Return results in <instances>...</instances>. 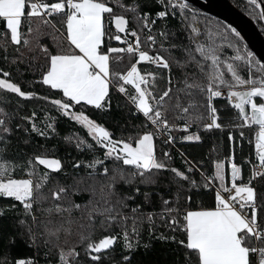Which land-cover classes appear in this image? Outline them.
Masks as SVG:
<instances>
[{"label":"snow or ice","instance_id":"1","mask_svg":"<svg viewBox=\"0 0 264 264\" xmlns=\"http://www.w3.org/2000/svg\"><path fill=\"white\" fill-rule=\"evenodd\" d=\"M164 10L156 13L157 18H164L169 10L175 15V9H179L180 15L188 19L186 10H189L187 0H158ZM251 5L259 8L264 4V0H249ZM125 11L131 10L136 13L135 19L141 29L147 28L148 35L141 40L140 34L135 29L126 30L127 19L123 14H114L113 9L107 6L106 0H0V19L6 22L5 32L0 33L4 43L0 47L7 49L8 43L27 47L30 44V35L34 29L31 27L33 19L39 21L35 31L39 32V26H51L61 34L66 33V40L69 44L68 51L63 49L52 53L48 48L41 46L45 53L46 71L42 73L41 79L44 85L51 89L60 90L62 97L51 99V103L57 110L69 115L70 118L79 122L87 129V133L95 143L105 149V159L111 158L115 164L122 162V165L130 166L132 171H125L123 167L114 166L112 176L107 184H101L99 188V198L95 187L90 189L91 196L85 204H77L69 200L67 207L55 204V211L63 214L68 213L71 217L73 211L81 212V220L86 224H81V228L87 229V235L80 234L79 242L85 243V252L90 256L95 264H99L103 250L110 249L122 235L124 248L132 250L134 244L131 238H139L140 224L147 219L150 227L153 224V217L168 214L169 227H173L180 221L171 216L173 212L180 214L179 209L167 207L169 202L163 201L165 208L161 213L141 211L140 206L131 208V215L123 211L127 208L126 199L120 197L115 191L117 180L129 183L135 176L145 177L147 182H152L151 176L145 174L152 169H165L168 166L158 161L154 149V137L158 133L168 132L167 141L175 138L170 134L177 125L170 122L168 113L189 114L191 108L206 106L207 119L209 123H204L205 129L221 128L218 122V110L213 106V98L222 97L224 93L221 88L227 89L226 98L229 104L238 111V117L243 121V125H232L233 127L258 125V134L255 143L258 164H253L250 179L248 182L237 183L241 177V168L236 163H231V185L224 183V165L216 164L215 180L219 181V186L215 189V205L209 208H199L198 210H186L182 215L184 239H171L183 246L187 264H264V223L258 222V209H264V203H257V193L252 184V180L257 176L264 179V63L256 60L251 51L233 42L228 35L231 33L239 38L240 33L227 26L223 33L213 32L211 29L205 32L208 43L201 42L198 37L199 29L192 27L188 36V44L169 43L167 47L161 44L160 49L154 55H150L148 50L142 49V43L151 48L156 43V37L152 34V26L155 19H151L148 13H139L138 6L130 9L120 5ZM111 18L118 33L112 35L105 23V15ZM259 19L264 20V10L257 13ZM53 16L60 17V20L53 21ZM195 20V17L192 18ZM24 20L29 21L27 32H22ZM59 23L60 27H57ZM63 29V31H61ZM135 38L129 41L128 36ZM163 40H167L168 33L159 32ZM220 36L221 40L227 43V47L233 49L231 56L221 44H217L214 37ZM115 39L126 48L108 47L107 51L102 48L105 37ZM22 42V44H21ZM78 50V52L76 51ZM19 51V48H17ZM128 53L137 57L135 63H131L126 73L110 72V53ZM162 53H167L164 55ZM179 53V55H177ZM140 62H149L158 68L167 70L166 83L168 87L158 92L157 75L154 72L142 73L137 65ZM175 64L181 70L182 79L178 81L182 87H175L171 67ZM245 66L248 71L247 79L242 78L238 68ZM193 67L196 71L187 72V68ZM3 77H8L9 73L0 69ZM230 76V79L226 77ZM118 77L123 83L116 82V86L121 93L127 94L125 84L134 88V94L129 95V99L135 108L143 114L151 123L155 131H145L136 136H129L127 139H113L112 134L95 120L89 118L83 110L72 112L70 109L74 105H92L97 109H102L109 93L110 84ZM161 79L165 77L161 76ZM0 89H6L17 93L20 97L32 98L33 92L22 91L20 86L8 79L0 78ZM241 89V90H235ZM199 95L204 99V104L195 99ZM64 98H67L65 100ZM49 100L47 96L42 97ZM186 101V103H185ZM35 116V113L32 114ZM31 119V117H26ZM204 114L196 116L197 121H203ZM5 121L0 119V125ZM19 127V126H18ZM46 128H53L52 124H47ZM187 130L188 123L183 124ZM33 131H38L40 135H45L44 131L32 125ZM3 132H8L7 127H3ZM243 136V132L240 133ZM69 139V138H66ZM184 140H199L198 135H186ZM229 139L232 140V133L229 132ZM166 141V142H167ZM85 141L77 138V147H81ZM89 148L93 145L89 144ZM168 156V153H164ZM97 164L103 165L101 160H93L88 167L95 169ZM25 165L0 164V195L11 197L23 205L25 214L32 215L33 204L37 199H47V196L39 195L40 189L51 179L48 172L39 173L38 165H44L50 170H60L61 161L56 158H47L45 154H34L25 161ZM79 166L77 162L74 167ZM21 167L24 169L27 178L16 177L14 169ZM192 165L189 164V171ZM171 171L177 177L185 180L189 179L183 171L172 168ZM103 173H109L108 167H103ZM91 175V173H90ZM35 179L34 178H37ZM212 178L205 177V187H209ZM195 185V181H192ZM80 189H73L79 191ZM88 190V189H86ZM138 191V189H137ZM69 189L60 186L58 183L51 190L53 200L59 201L68 196ZM34 193L37 194L34 196ZM147 195V194H145ZM115 197V199H113ZM190 200L191 197H188ZM14 207V206H13ZM51 212L52 209H47ZM2 214V213H0ZM99 218V225L105 231H110L114 227L121 231L117 234L104 235L98 241L92 239L95 231L96 220ZM33 223L36 217L32 215ZM129 221H131V232H129ZM71 219H66L64 223L71 224ZM21 224L26 223L20 221ZM49 224L51 221L48 222ZM63 225L55 230L45 225V230L50 235H56ZM173 230L175 228L173 227ZM29 233L32 228L29 226ZM65 232L69 229L65 228ZM34 239V235L32 237ZM165 237H161L164 239ZM47 243V241H46ZM95 253V254H93ZM79 255L75 247L67 251L61 249L59 252L60 264H69V257L75 258ZM122 260L130 264V256L124 255ZM16 264H31L23 259L17 260Z\"/></svg>","mask_w":264,"mask_h":264},{"label":"trees","instance_id":"2","mask_svg":"<svg viewBox=\"0 0 264 264\" xmlns=\"http://www.w3.org/2000/svg\"><path fill=\"white\" fill-rule=\"evenodd\" d=\"M238 9L246 13L257 25L258 29L264 36V20L259 19L257 13L261 7L256 8L249 3V0H230ZM107 6L113 9L114 14H123L127 19L126 30L135 29L138 34L143 30L134 18L136 13L131 10L125 11L120 5L126 8L138 6L139 13L149 12L155 14L164 10V7L158 0H106ZM189 10H186L188 19L180 15L179 9H175V15L168 12L164 18L155 19L152 26V34L156 37V43L147 50L155 54L160 49L161 44L165 47L169 43L188 44V36L192 27L199 29L198 39L203 43H208L205 32L209 29L213 32L223 33L226 31L227 24L221 20L203 13L190 3ZM105 15V23L109 32L114 36L119 34L114 28L113 22L108 14ZM195 17V20L192 18ZM53 21H59L60 17L53 16ZM39 21L33 19L31 27L34 29L30 35V44L27 47L8 43L7 49L0 47V69L9 73L8 77H0L10 80L20 86L22 91H30L35 95L32 98L20 97L6 89H0V119L5 121L0 125V164L5 162L15 165H25V161L34 154H45L47 158H56L61 161L60 170H50L44 165H38L39 173L48 172L49 179L40 189L39 195L47 196V199H37L33 204L32 215L36 217L33 223L32 215L24 212L23 205L11 197L0 195V264H16L17 260L23 259L30 261L31 264H60L59 252L61 249L67 251L75 247L79 255L75 258L69 257V264H95L89 255L85 252V243L79 242L81 233L87 235V229L81 228V224L87 222L81 220V212L73 211L71 217L68 213H57L55 204H61L67 207L68 201H74L77 204H85L90 196L92 187L97 190V199L99 198V188L101 184H107L112 176L111 169L114 166L123 167L125 171H132L130 166L118 165L109 158L105 159V149L97 145L91 136L88 135L87 129L82 124L75 122L69 116L57 110L56 107L50 106L42 97L47 96L51 99L62 97L60 90L51 89L50 86L42 83V73L46 71L47 57L41 46L48 48L52 53L63 49L70 50L66 40V33L56 31L50 25H40L39 32L35 31ZM29 21L24 20L22 32H27ZM57 27L60 25L57 23ZM63 31V29H61ZM168 33L167 40L160 37L159 32ZM5 32V21L0 19V33ZM231 40L242 47H246L244 41L228 33ZM130 36V35H129ZM132 37V36H130ZM217 44H221L226 50L227 55L233 54V49L227 47L220 36L214 37ZM141 40L143 41L142 37ZM4 39L0 36V44ZM22 44V42H21ZM121 43L115 39H108L106 36L102 48L107 51L108 47L118 48ZM19 48V51H17ZM248 51V47H246ZM77 51V50H76ZM78 52V51H77ZM167 55V53H162ZM110 72L126 73L135 58L128 53H110ZM179 55V53H177ZM254 56V55H253ZM255 57V56H254ZM256 60H258L255 57ZM138 69L144 72H154L157 75L158 92L168 87L166 83L167 70L158 68L150 63L140 62ZM185 71L193 72L195 68L189 67ZM242 78L247 79L248 71L245 66L238 68ZM173 83L175 87H182L179 80L182 79L181 70L175 64L171 67ZM161 76L165 79H161ZM230 79V76L226 74ZM116 82L123 83L118 77L110 84L109 93L105 101V107L97 109L92 105H74L71 111L80 112L81 110L91 119L95 120L101 126L105 127L113 139H127L129 136H136L145 131H151L145 118L134 106L129 99V95L134 94V88L125 84L127 94L119 92ZM225 88H221L223 92ZM67 100V98H64ZM200 104H204V99L197 95L195 97ZM186 103V101H185ZM213 106L218 110V122L221 128L205 129L203 124L207 122L206 106L197 105L191 108L189 114H175L169 112L170 122H189L192 124L187 130L174 129L173 135L175 148H171L163 140L154 139L155 155L158 161L164 162L168 167L165 169H152L145 175L151 176L152 182H147L145 177L135 176L129 183L118 179L115 185V191L120 197H128L127 208L123 211L131 215V208L140 206L141 211L148 213H161L165 208L163 201L167 200V207L179 209L180 214L173 212L171 216L176 217L180 223L169 227L168 214L164 216L156 215L153 217V224L149 225L147 219L140 224L139 238L134 236L131 242L135 245L132 250L124 248L122 235L110 249L103 250L100 254L99 264H126L122 260L124 255L130 256V264H187L186 249L180 244L174 242L184 239L182 231V215L186 210L209 208L215 205V183L213 182V163L216 161L224 162L225 169L228 171V161L236 163L241 168V177L237 183L248 182L256 163L255 134L258 126L248 125L233 127L232 125H243V121L238 117V111L235 110L228 102L227 98H213ZM35 113V116L32 114ZM204 114L203 121H197L196 116ZM31 117V119H26ZM35 123L36 128L44 131L45 135H40L38 131H33L32 125ZM47 124H52L53 128H46ZM19 126V127H18ZM3 127L9 129L3 132ZM229 132L232 133L233 139H229ZM243 132V136L240 133ZM190 133H196L199 140H184L183 137ZM69 138V139H66ZM77 138L85 141L81 147H77ZM93 147L89 148L88 145ZM167 150L171 152V158L164 155ZM93 160L103 161V165L97 164L95 169L88 167ZM79 162V166L74 165ZM189 164L192 170L189 171ZM109 168V173H103V167ZM175 168L183 171L189 179L177 177L171 171ZM229 172V171H228ZM227 172V175H228ZM91 173V175H90ZM16 177H26L24 169L17 167L14 169ZM205 177L212 178L210 186L205 187ZM38 179L37 178H34ZM195 181V185L192 184ZM65 186L69 189L68 196L56 201L51 197V190L56 184ZM257 193V203H264V179L257 176L252 180V184ZM73 189H80L73 191ZM88 189V190H86ZM138 189V191H137ZM147 194V195H145ZM37 195L34 193V196ZM188 197H191L189 200ZM115 199V197L113 198ZM14 206V207H13ZM47 209H52L48 212ZM66 219H71V224L64 223ZM26 223L21 224L20 221ZM51 221L49 224L48 222ZM258 222L264 223V209H258ZM45 225L55 230L63 225L56 235H50L45 230ZM29 226L32 233L28 231ZM69 229L65 232L64 229ZM120 229L114 227L110 231H105L99 225V218L96 220L95 231L92 239L98 241L104 235L120 233ZM129 232H131V221H129ZM34 235V239L32 238ZM161 237H165L161 239ZM47 241V243H46ZM95 254V253H93Z\"/></svg>","mask_w":264,"mask_h":264},{"label":"water","instance_id":"3","mask_svg":"<svg viewBox=\"0 0 264 264\" xmlns=\"http://www.w3.org/2000/svg\"><path fill=\"white\" fill-rule=\"evenodd\" d=\"M194 7L205 14L215 17L225 24L235 28L240 33V38L246 44V47L262 63H264V36L258 29L255 22L250 17L238 9L230 0H187ZM261 10H264V4H261ZM120 42V41H119ZM121 43V42H120ZM241 90V89H235ZM227 89L223 91L226 97ZM72 108L70 109V111ZM258 126V125H256ZM255 134V140L257 139ZM231 177V167L229 166Z\"/></svg>","mask_w":264,"mask_h":264},{"label":"built area","instance_id":"4","mask_svg":"<svg viewBox=\"0 0 264 264\" xmlns=\"http://www.w3.org/2000/svg\"><path fill=\"white\" fill-rule=\"evenodd\" d=\"M169 12L171 13V10H169ZM145 13H148L151 19H157V17H156V13H155V14H150L149 12H145ZM158 19H160V18H158ZM148 33H149V30H148L147 28H145L144 31L142 32V37H143V39L148 35ZM122 36H123L122 38H124L125 34H122ZM127 39H128L129 41H134V40H135L134 37H130V36H128ZM153 46H154V45H153ZM153 46H152V47H153ZM121 47L126 48V44L121 43L120 47H118V48H121ZM141 47H142V49L147 50V48H146L145 46L141 45ZM149 54H150V55H154V54H152V53H150V52H149ZM134 58H135V62H136L137 57H134ZM145 63H149V62H145ZM150 64H151V63H150ZM151 65H154V64H151ZM144 118H145V117H144ZM145 121H146L147 125L150 127L151 131H155V129L153 128V126L151 125V123L148 122V121L146 120V118H145ZM209 122H210V119H208L206 123H209ZM184 123H186V122H177V123H175V124L177 125V127L173 128V129L171 130V133H170V134L174 137L173 132H172L174 129H177V130H185V129L183 128V124H184ZM187 123H188V128H187V129H189L190 127H192V124H191V123H189V122H187ZM213 128H214V127H213ZM168 135H169L168 132L158 133V134L154 137V139H157V140H163L164 142H166V141H167V137H168ZM174 138H175V137H174ZM175 140H176V138H175L173 141H167L166 143H167L171 148H175V146H174V145H175V144H174V143H175V142H174ZM166 153H168L167 158L170 159V158H171V152H170V150H167ZM209 182H211V180H210ZM226 186L230 187V185H226Z\"/></svg>","mask_w":264,"mask_h":264},{"label":"rangeland","instance_id":"5","mask_svg":"<svg viewBox=\"0 0 264 264\" xmlns=\"http://www.w3.org/2000/svg\"><path fill=\"white\" fill-rule=\"evenodd\" d=\"M144 31V30H143ZM140 36L142 37V33L140 34ZM142 39H143V37H142ZM144 40V39H143ZM135 63V62H134ZM0 78H3V77H0ZM3 79H5V78H3ZM46 103H48L50 106H52V107H56L55 105H53L52 103H51V100H46ZM72 112H76V111H72ZM67 116H69V115H67ZM70 117V116H69ZM76 122V121H75ZM79 123V122H78ZM258 130H259V128H257ZM193 134H195V135H197L196 133H190V134H187V135H193ZM256 149V148H255ZM221 163V161H216V162H214L213 163V182L215 183V186L216 187H218L219 186V181L218 180H215L214 179V177H215V171H216V164L217 163ZM231 162V161H230ZM232 163V162H231ZM255 164H258V161H256V163ZM19 178V177H18ZM23 178H27V177H23Z\"/></svg>","mask_w":264,"mask_h":264},{"label":"crops","instance_id":"6","mask_svg":"<svg viewBox=\"0 0 264 264\" xmlns=\"http://www.w3.org/2000/svg\"><path fill=\"white\" fill-rule=\"evenodd\" d=\"M5 24H6V22H5ZM113 25H114V23H113ZM114 28H115V25H114ZM117 31V30H116ZM120 34H124V33H120ZM78 51V50H77ZM61 92V91H60ZM221 163H223V165H224V162H222L221 161ZM228 165L230 166L231 165V162L230 161H228ZM223 171H224V177H225V180H224V183H225V185H231V177H230V174H229V168H228V171H226V169H225V165H224V168H223ZM227 172H228V175H227ZM217 188V187H216ZM191 210H198V209H191Z\"/></svg>","mask_w":264,"mask_h":264}]
</instances>
